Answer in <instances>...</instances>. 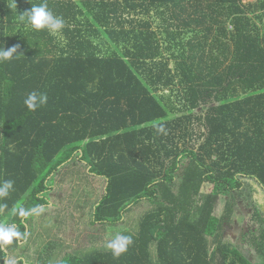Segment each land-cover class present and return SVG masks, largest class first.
Returning <instances> with one entry per match:
<instances>
[{"label": "trees", "instance_id": "trees-1", "mask_svg": "<svg viewBox=\"0 0 264 264\" xmlns=\"http://www.w3.org/2000/svg\"><path fill=\"white\" fill-rule=\"evenodd\" d=\"M44 2L65 21L59 36L18 19ZM2 45L22 56L0 62V181H14L0 225L30 235L0 244V264H28L19 251L34 216L19 209L47 206L51 179L80 168L76 158L106 182L93 225L154 209L122 232L133 243L119 257L91 250L53 264H254L223 228L245 180L264 190V0H0ZM33 91L48 97L34 112ZM252 244L264 264V234Z\"/></svg>", "mask_w": 264, "mask_h": 264}, {"label": "rangeland", "instance_id": "rangeland-1", "mask_svg": "<svg viewBox=\"0 0 264 264\" xmlns=\"http://www.w3.org/2000/svg\"><path fill=\"white\" fill-rule=\"evenodd\" d=\"M242 1L245 5L258 3V0ZM171 65L173 68V64ZM212 106L213 104H205L196 111V114L205 115ZM193 145L195 149L198 148V143L194 142ZM75 161L80 164V168L72 167V171L66 166L51 179V183L55 182V187L53 191L48 192L50 202L39 215H34V233L19 251L25 255L28 264L31 261L39 264L38 257L45 251L48 253L54 251L55 260L49 264L56 263V260L67 255L87 253L91 250L109 251L106 245L115 234H122L126 230H138L141 218L154 209L153 204L143 202L126 214L124 224L121 223L114 228L93 225L94 206L102 198L106 182L104 178L89 174L87 172L89 167L86 164L77 158ZM245 181L242 192L236 193L232 200L234 209L232 216L224 224L223 239L252 263L257 264L262 263L263 259L252 243L260 242L261 235L264 234V190L254 180ZM176 185L175 193L178 192L179 179ZM209 192L210 184H205L202 195ZM227 202V197H221L217 201L215 216L221 218L226 215ZM49 245H55V250Z\"/></svg>", "mask_w": 264, "mask_h": 264}, {"label": "clouds", "instance_id": "clouds-1", "mask_svg": "<svg viewBox=\"0 0 264 264\" xmlns=\"http://www.w3.org/2000/svg\"><path fill=\"white\" fill-rule=\"evenodd\" d=\"M15 5V3H14ZM16 6V5H15ZM18 19L31 27L35 31H46L49 35L59 36L62 29L65 27V21L62 17L56 16L49 10L46 2L39 5H32L30 11L18 15ZM18 51V46H14L8 50L0 46V62L9 61L11 59L19 58L22 55H15ZM15 56V58H14ZM48 97L45 93L33 91L29 93L24 100V104L30 111H36L38 108L47 104ZM163 131V129H160ZM14 190V181L3 180L0 181V199L7 198L10 192ZM43 208L39 205L24 209H19V215L24 217H31L39 215ZM30 234L27 231L21 232L17 229L15 224L0 225V244L8 245L14 240L24 241ZM133 243L131 236L121 233L115 236L107 243L106 247L111 250L114 257H119L125 253L129 246Z\"/></svg>", "mask_w": 264, "mask_h": 264}, {"label": "crops", "instance_id": "crops-1", "mask_svg": "<svg viewBox=\"0 0 264 264\" xmlns=\"http://www.w3.org/2000/svg\"><path fill=\"white\" fill-rule=\"evenodd\" d=\"M96 206V205H95ZM95 206H94V208H95ZM93 218V217H92Z\"/></svg>", "mask_w": 264, "mask_h": 264}]
</instances>
